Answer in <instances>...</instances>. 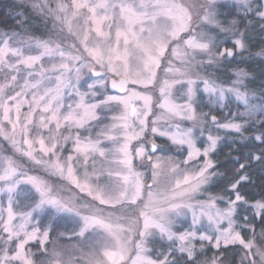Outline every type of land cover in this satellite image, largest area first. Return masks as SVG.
I'll return each mask as SVG.
<instances>
[{"label":"snow or ice","instance_id":"6c2138e0","mask_svg":"<svg viewBox=\"0 0 264 264\" xmlns=\"http://www.w3.org/2000/svg\"><path fill=\"white\" fill-rule=\"evenodd\" d=\"M29 6L52 20L46 36L0 33V137L14 153L0 156V193L7 195V206H0V264H224L219 250L236 244L244 250L240 264H264V197L249 203L239 190L250 179L248 169L264 165V92L248 90L244 68L237 67L228 84L197 71L245 63V54L264 60V48L249 51L250 31L264 32V0H30ZM222 9H229L231 19H224ZM23 23L24 18L18 20ZM166 54L169 77L154 101L147 90L156 84ZM198 94L219 108L234 99L237 111L218 121L197 111ZM116 111L119 115H109ZM209 123L258 148L242 154L243 160L233 158L236 179L224 209L216 205L224 197L195 199L223 175L215 171L211 155L224 137L213 134ZM249 129L258 131L245 136ZM157 138L186 148V157L154 159L162 148ZM15 154L90 200L57 194L41 176L28 175ZM135 159L147 161L150 184L135 171ZM21 185L30 186L23 196L31 203L28 211L15 212ZM134 205L138 216H127ZM241 207L252 219L242 216L236 231L234 217ZM41 213L49 216L43 228ZM189 213L188 228L174 231ZM60 218L75 224L70 233L58 234L74 241L70 245L52 243ZM224 220L228 228L221 231ZM157 239L168 241L169 248L155 259L144 255ZM208 246L217 250L211 257Z\"/></svg>","mask_w":264,"mask_h":264},{"label":"rangeland","instance_id":"374dc122","mask_svg":"<svg viewBox=\"0 0 264 264\" xmlns=\"http://www.w3.org/2000/svg\"><path fill=\"white\" fill-rule=\"evenodd\" d=\"M184 2H187V0H184ZM42 17L44 19L43 24H44V28H45L43 31V35L46 36L48 34L49 30L51 29L53 22L50 18H45L44 16H42ZM22 30H24V29H22ZM20 31L21 30H17V32H20ZM24 31H26L28 33L27 29H25ZM3 32H6V31L0 30V33H3ZM227 47H232V45L229 43L227 45ZM170 59H171V57L168 54H166V57L164 59H162L161 66L159 69H157L156 84L154 86H151L147 90V91L151 92V94L153 95L154 101L159 96V88L161 86L162 81L169 77V74H167L165 72V69L167 68ZM228 64L229 63L225 62V63L219 64V65H213L212 67H208L206 69H197V71H199L201 75H210L213 79H216L218 83L228 84L231 82L232 79H234L233 73L236 71V68L233 66V68L232 67L228 68L231 70V72H230L227 69ZM228 74H231L232 76L226 77ZM201 87H202V85H201ZM129 88H133L137 91H145V89H143L140 85H131L130 84ZM248 90L250 92H255L252 89H248ZM262 92H264V89ZM255 93L257 95H259L261 93V91L255 92ZM110 94H116V93H110ZM173 95L174 96L177 95V91L175 88L173 89ZM225 104L227 105L226 107L219 108L215 104H210L208 101V97L206 95L198 94L197 111L203 112V113H208L209 116L214 115L217 117L218 121L224 122L228 119H231L232 114L237 111V104L234 101V99L233 100H226ZM214 110H218L219 112L217 114H215ZM240 111H243V108H240ZM153 112H154V114H159L160 109L154 107ZM109 115H119V111H116L114 113H110ZM150 119H151V117H150ZM107 122L110 123V121H107ZM177 122H179L182 127L189 126L188 122H186V121H177ZM209 128L213 132V134H219L222 137H224L227 134L223 130H220L219 132H217V130L214 127H212L210 123H209ZM205 135H207V133H205ZM149 139H150V137H149ZM137 143L138 142L133 141V146H136ZM156 143L158 145H161L162 148L154 154V156H153L154 159H155V157H163V158L172 157L173 159H175L177 161H182L187 155V149L186 148H184L182 150H178L176 146L171 145L166 139L157 138ZM197 146L203 147L204 145L201 141H198ZM69 148H70V145H69ZM67 154H68L67 152L64 153L65 156ZM4 155H14V153L11 150L8 142L4 141L3 138L0 137V156H4ZM15 158L17 159L18 162H20L24 165V168L27 171L28 175H39V176H41L43 179L47 180L49 184L52 185L54 192H56L57 194H59L61 196H65V197L68 195H79L80 198L84 199L85 201L90 200V198L87 197L86 195L79 193V191L77 189H75L74 186L69 185L67 181L61 180L57 176L50 175V174L44 172L42 169H40L39 167H37L35 165H32L25 158L20 157L18 154H15ZM202 161H203V158H201L200 162H202ZM133 167H134L135 171L144 173V180L146 183L150 184L152 182L151 181V170H150V166L147 164V161H144L143 163H141V161H139L138 159H135L133 161ZM182 167H185V166L182 165ZM187 167L189 170H192V165H189ZM2 183L3 182H0V185H2ZM163 184H164V181H162V185H161L162 187H163ZM208 187H209V185L206 186V189L202 190V192L200 194H197L195 199L199 200V201H206L209 196L224 197V200L217 199L216 205L220 209L226 208L227 204L225 203V201L227 200V198L229 196L232 195V193L230 192L229 194H213L209 191ZM29 188H30L29 185H21L20 188L18 189L19 194L17 195L16 199L19 201V203H14V205H13V210L15 212H23V211L29 210L28 205L31 203V201H29L28 199H26L23 196V192L27 191ZM249 203H252V202H249ZM140 204H141V202L138 201V205H140ZM0 206H3V207L7 206V195L4 193H0ZM197 211L199 212V210H197ZM126 215L129 217L138 216V207L135 205L130 206L129 211L126 213ZM239 215L241 217L244 215H247L249 217L251 215V211L246 210L244 207L238 208V213L234 217V220H235L234 230H236V231H240V228L238 227V225L243 223L241 218L238 219ZM37 218L41 219V228L47 226V224L49 222V216L48 215L41 213V214H39V216H37ZM190 223H191V214L189 213L186 217H182L180 220H178L174 224V226H173L174 231H184L185 229L188 228ZM201 223H202V225L207 226V223H208L207 218L206 217L202 218ZM53 227H54V231L51 233L52 243L58 244L60 246L70 245V244L74 243V241L59 239V237H58L59 233H70L75 228V224L72 222V220L70 218L57 219L55 224L53 225ZM219 228L221 231L226 230L228 228L227 220H224L223 222H221L219 224ZM242 235H244L245 239L250 238V234L246 231L243 232ZM133 239H135V237H133ZM260 242H261L260 238H259V236H257V243H260ZM199 243L200 242H197L198 247H199ZM33 245H36V244L32 243L29 245V247L32 249V251H36L37 247H31ZM169 246L170 245H169L168 241L161 240V239H157L153 245H150V247L152 248L151 252L155 256H157L158 251H166L169 248ZM230 247L234 248V252H236V251L239 252L237 264H240V257L243 255V252H244L242 246H240L239 244H236V245H229L228 247L225 248L222 245L221 248L222 249H229ZM212 249H215V248H212ZM131 255H133V256L135 255L134 246H132ZM144 255L149 256L148 252L144 253ZM153 259H155V258H153Z\"/></svg>","mask_w":264,"mask_h":264},{"label":"trees","instance_id":"16d2710c","mask_svg":"<svg viewBox=\"0 0 264 264\" xmlns=\"http://www.w3.org/2000/svg\"><path fill=\"white\" fill-rule=\"evenodd\" d=\"M30 0H0V30L3 31H17L27 29L28 33L37 37H44V19L41 15L34 12L29 6ZM225 12L224 19H231L228 15L229 9H222ZM19 14V15H18ZM24 18V23L18 24V20ZM249 51L256 53L264 48V32L259 27L253 29L249 33ZM245 63L237 64L233 61L228 64V68L233 66L244 68L249 73V79L246 81L247 88L252 89L255 92L263 91L264 89V60L259 57L247 58L245 54ZM230 72L231 70L228 69ZM228 74L226 77H231ZM219 111L214 110L217 114ZM258 129H249L245 132V136H251ZM257 151L258 148L251 144H245L240 141L239 137L234 133H227L224 139L221 140L218 145L217 151L211 155V158L216 162L217 167L215 171L222 173L223 175L217 176L213 183L209 185L208 189L213 194H229L230 183L233 182L236 177L234 175L236 164L233 161L234 157L240 156L243 160L244 155L249 151ZM248 175L250 177L248 182L243 183L240 187L241 194L249 202H254L264 197V165L254 164L248 169ZM241 216H238L240 219ZM252 219V214L249 216ZM257 223H259L257 221ZM259 227L257 228V232ZM52 238V236H51ZM31 247H37L33 245ZM209 250H211L209 248ZM208 251V248L206 249ZM221 253L224 256L231 257L232 264H237L239 252H234V248L222 249Z\"/></svg>","mask_w":264,"mask_h":264},{"label":"flooded vegetation","instance_id":"af4514ba","mask_svg":"<svg viewBox=\"0 0 264 264\" xmlns=\"http://www.w3.org/2000/svg\"><path fill=\"white\" fill-rule=\"evenodd\" d=\"M110 93H113V92H110ZM206 248H208V251H206V255H207L208 257L213 256V254L216 253V251H217L216 249H212L211 246H208V247H206ZM209 248H210L211 250H209ZM221 250H222V248H221L219 251L221 252ZM148 254H149V256H150L151 258H156V257H157V256L153 255L151 251L148 252ZM202 258H203V257H201V259H202ZM224 258H225V259H224V264H232L233 260H232L231 257L224 256Z\"/></svg>","mask_w":264,"mask_h":264},{"label":"water","instance_id":"95a60500","mask_svg":"<svg viewBox=\"0 0 264 264\" xmlns=\"http://www.w3.org/2000/svg\"><path fill=\"white\" fill-rule=\"evenodd\" d=\"M128 87H129V85H128ZM110 92L116 93L115 90H110Z\"/></svg>","mask_w":264,"mask_h":264}]
</instances>
